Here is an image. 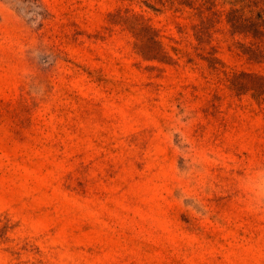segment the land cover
Returning <instances> with one entry per match:
<instances>
[{"label": "rangeland", "instance_id": "obj_1", "mask_svg": "<svg viewBox=\"0 0 264 264\" xmlns=\"http://www.w3.org/2000/svg\"><path fill=\"white\" fill-rule=\"evenodd\" d=\"M229 7L0 0V264H264V62Z\"/></svg>", "mask_w": 264, "mask_h": 264}, {"label": "trees", "instance_id": "obj_2", "mask_svg": "<svg viewBox=\"0 0 264 264\" xmlns=\"http://www.w3.org/2000/svg\"><path fill=\"white\" fill-rule=\"evenodd\" d=\"M228 2L230 7L226 11L225 21L229 31L232 35H241L250 39L248 43H240L242 53L253 62H264V0H228ZM256 77L264 80V75H256Z\"/></svg>", "mask_w": 264, "mask_h": 264}]
</instances>
